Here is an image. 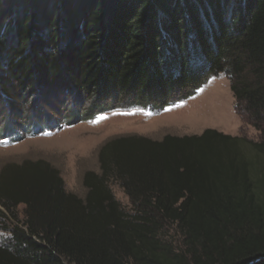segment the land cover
Returning a JSON list of instances; mask_svg holds the SVG:
<instances>
[{
	"label": "trees",
	"instance_id": "obj_1",
	"mask_svg": "<svg viewBox=\"0 0 264 264\" xmlns=\"http://www.w3.org/2000/svg\"><path fill=\"white\" fill-rule=\"evenodd\" d=\"M220 74L259 140L117 137L83 175L84 197L45 161L8 167L0 264H264V0H0L9 144L160 112Z\"/></svg>",
	"mask_w": 264,
	"mask_h": 264
},
{
	"label": "rangeland",
	"instance_id": "obj_2",
	"mask_svg": "<svg viewBox=\"0 0 264 264\" xmlns=\"http://www.w3.org/2000/svg\"><path fill=\"white\" fill-rule=\"evenodd\" d=\"M207 129L259 140L247 117L235 109L229 81L223 74L208 78L192 97L160 112L114 111L93 121L18 143L0 140V174L4 169L23 162L45 161L59 171L67 192L84 197L83 175L88 171L98 172V154L107 142L123 136L159 141L167 135H200ZM111 189L121 206L130 210L131 204L122 189L118 185L111 186ZM21 211L20 206L19 218H22ZM173 237L174 241L179 240L176 235Z\"/></svg>",
	"mask_w": 264,
	"mask_h": 264
},
{
	"label": "water",
	"instance_id": "obj_3",
	"mask_svg": "<svg viewBox=\"0 0 264 264\" xmlns=\"http://www.w3.org/2000/svg\"><path fill=\"white\" fill-rule=\"evenodd\" d=\"M256 261H259V260H255V261H253L252 263H254V262H256Z\"/></svg>",
	"mask_w": 264,
	"mask_h": 264
}]
</instances>
